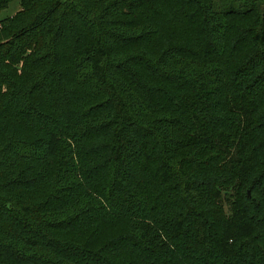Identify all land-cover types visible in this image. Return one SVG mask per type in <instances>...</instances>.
Instances as JSON below:
<instances>
[{
	"label": "trees",
	"instance_id": "trees-1",
	"mask_svg": "<svg viewBox=\"0 0 264 264\" xmlns=\"http://www.w3.org/2000/svg\"><path fill=\"white\" fill-rule=\"evenodd\" d=\"M263 215L264 0L0 22V264H264Z\"/></svg>",
	"mask_w": 264,
	"mask_h": 264
},
{
	"label": "rangeland",
	"instance_id": "rangeland-1",
	"mask_svg": "<svg viewBox=\"0 0 264 264\" xmlns=\"http://www.w3.org/2000/svg\"><path fill=\"white\" fill-rule=\"evenodd\" d=\"M20 1L21 0H14L11 5L9 6V8H7L6 10L2 11L0 13V22L6 18L12 17L14 16L17 12H19L20 10ZM256 177V174H254L251 178L254 180ZM247 194H249L250 196L252 194V191L250 189L247 190ZM256 196V195H254ZM252 215V213H251ZM262 219H264V215L262 216Z\"/></svg>",
	"mask_w": 264,
	"mask_h": 264
}]
</instances>
